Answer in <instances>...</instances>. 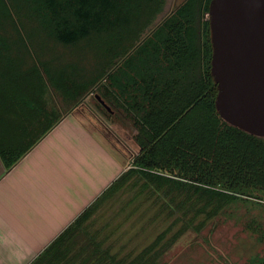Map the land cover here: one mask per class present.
I'll use <instances>...</instances> for the list:
<instances>
[{
	"label": "trees",
	"instance_id": "trees-1",
	"mask_svg": "<svg viewBox=\"0 0 264 264\" xmlns=\"http://www.w3.org/2000/svg\"><path fill=\"white\" fill-rule=\"evenodd\" d=\"M211 1L184 0L157 23L167 0H0V89L26 75L55 86L41 54L46 45L61 47L59 94L79 103L93 93L105 117L121 114L131 125L139 149L132 168L31 264H155L161 238L124 257L88 227L131 172L212 188L231 201L264 193V139L216 110ZM34 144L16 154L0 149L6 170Z\"/></svg>",
	"mask_w": 264,
	"mask_h": 264
},
{
	"label": "crops",
	"instance_id": "crops-1",
	"mask_svg": "<svg viewBox=\"0 0 264 264\" xmlns=\"http://www.w3.org/2000/svg\"><path fill=\"white\" fill-rule=\"evenodd\" d=\"M62 57L61 47L42 48L55 86L26 75L0 89V149L16 154L35 143L8 171L0 155V264L34 262L127 170L93 93L79 103L59 94Z\"/></svg>",
	"mask_w": 264,
	"mask_h": 264
},
{
	"label": "rangeland",
	"instance_id": "rangeland-1",
	"mask_svg": "<svg viewBox=\"0 0 264 264\" xmlns=\"http://www.w3.org/2000/svg\"><path fill=\"white\" fill-rule=\"evenodd\" d=\"M183 1L167 0L157 23ZM98 111L99 124L127 153L131 169L139 152L135 130L121 114L108 119ZM126 179L88 223L121 256H135L161 238L150 258L155 264H264V193L231 201L212 188L177 187L132 172Z\"/></svg>",
	"mask_w": 264,
	"mask_h": 264
},
{
	"label": "water",
	"instance_id": "water-1",
	"mask_svg": "<svg viewBox=\"0 0 264 264\" xmlns=\"http://www.w3.org/2000/svg\"><path fill=\"white\" fill-rule=\"evenodd\" d=\"M208 18L216 110L230 126L264 139V0H212Z\"/></svg>",
	"mask_w": 264,
	"mask_h": 264
}]
</instances>
